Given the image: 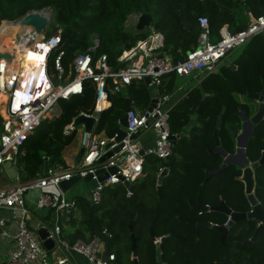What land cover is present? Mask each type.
Here are the masks:
<instances>
[{"label": "trees", "instance_id": "1", "mask_svg": "<svg viewBox=\"0 0 264 264\" xmlns=\"http://www.w3.org/2000/svg\"><path fill=\"white\" fill-rule=\"evenodd\" d=\"M43 6L52 8L54 22L62 27L61 42L47 62L51 74H54L52 58L58 50L64 51L63 64L67 69L69 60L76 53L88 50L94 34L99 37L95 55L105 53L109 61L114 62L122 44L128 47L147 35L135 25L127 24L128 17L134 13L149 12L151 27L164 34V50L174 59H182L198 44L200 16L207 17L209 38L215 41L223 24L236 32L248 25L249 13L258 15L264 12V0H0V21L17 18L29 9ZM237 48L238 52L229 63L222 64L220 69L201 79L171 109L170 131L179 136L173 142L168 157L169 172L163 178L159 193L157 174L166 158L148 154L143 172L133 181L134 189L130 194L124 183L117 182L104 187L99 203H91L85 195H69L75 204L66 215L60 216L63 238L69 242L78 238L90 240L99 225L101 237L109 240L107 252L114 254L113 259L105 264H136V260L139 264H158L154 243L149 237L151 220L156 216L155 234L172 232L162 244L164 253L167 250L170 255L166 258L163 254L168 264H222L224 259H236L238 264H264V240L257 248L242 241V237L250 235L252 221L240 232L231 233L224 244L215 232L210 231L194 239L192 227L186 220L179 232L174 231L175 220L185 218L192 210L190 204L198 197L211 203H217L222 197L235 210L249 208L242 183L231 174L238 172L235 165L228 164L204 179L207 169L217 168L224 161L221 154L210 153L216 145L213 130L218 115L222 117L218 128L220 145L232 152L234 135L230 124L236 129L241 126V119L235 111L243 106L246 93L260 88L259 77H264V31ZM175 77L174 73L165 76L161 89L170 90ZM83 84L82 94L61 99L65 101L61 104V111L44 118L24 140L15 162L19 182L43 174L44 156L50 165L65 163L62 153L65 141L61 140L64 136L69 139L71 133H63L64 125L81 111L93 110L94 86L89 78ZM125 96H129L132 105L140 109L151 100L146 85L141 80L133 81L127 88L110 95L112 103L100 113L97 130L105 127L107 135L117 130L116 120L123 113ZM201 102L202 109L198 112ZM108 118L111 121L106 124ZM2 127L0 115L1 130ZM217 182L219 189H216ZM259 196L264 204V191ZM215 219L221 221L223 218L218 214ZM106 224L107 233L102 231ZM129 224L137 236L136 259L130 256ZM178 235H182V239Z\"/></svg>", "mask_w": 264, "mask_h": 264}, {"label": "built area", "instance_id": "2", "mask_svg": "<svg viewBox=\"0 0 264 264\" xmlns=\"http://www.w3.org/2000/svg\"><path fill=\"white\" fill-rule=\"evenodd\" d=\"M28 11L53 19V10L49 6L32 8L25 13ZM140 13L131 15L134 24ZM19 17L2 19L0 29L5 22L12 24ZM198 21V44L188 50L182 59H174L164 50V34L155 29L134 44L125 46L115 61L110 62L105 53L95 55L99 37L94 34L88 50L76 53L69 60L67 69L63 64L64 51L58 50L52 58L54 74L48 71L47 62L61 42L60 25L55 23L50 32L47 25L42 33L33 25H25L14 32L13 36L11 28L1 35L3 42L0 44V52L9 51L11 56L9 60L0 56V93L5 95L0 100V115L3 119V127L0 130V169L4 168L6 160H10L15 167L24 140L44 118L61 111L59 105L56 106L61 99L82 94L85 79H91L95 95L93 110L80 112L94 116V121L89 130L83 129L80 139L83 151L78 158L67 163L49 164L47 172L25 182L0 184V208L8 210V214L0 215V264H63L69 263L72 252L83 254L91 264H105L102 252L106 240L101 237V233L95 234L90 240L78 238L73 242L61 236L60 213L62 210L69 212L75 200L69 197L67 190L63 191L59 184L74 175H91V178L97 179V170L101 168L107 175L102 180L97 179L95 188L88 190L91 193L89 201L99 203L106 185L123 183V180L133 184L143 172L146 155L168 158L174 142L170 136V111L190 88L173 99V93L184 88L173 86L166 90L167 92H159L164 84V77L174 73L179 76H194L199 82L215 72L232 49L244 44L256 33L264 31V12L258 15L249 13L248 25L236 32H232L227 24H223L219 29V38L215 41L209 38L207 17L200 16ZM7 44L10 47H7ZM28 51H35L43 56L22 65V56L17 59V53L24 56ZM147 76L149 81L145 82L144 78ZM56 78L60 80L58 85H54ZM139 80L152 90L150 103L140 109L132 105L130 99L131 108L127 111V123L121 125L124 135L104 149L106 143L114 139L116 131L107 135L104 134V129L97 130L100 113L111 105V94ZM27 90L29 96L22 98ZM75 117L64 125L65 135L75 131ZM82 125L84 127V124ZM148 129L152 130V143L144 146L141 136ZM117 145L120 147L114 150ZM108 149H113L112 153L100 160ZM111 167H115V170H111ZM161 169L162 167L159 171ZM126 188L130 194L132 190L127 186ZM30 190L37 191V207L47 208L52 215L51 225L49 221L43 225L47 228V237L54 241V250L62 251L61 256L55 255L53 248L47 249L37 229L29 224L31 213L25 204L24 194ZM102 231L107 233L108 230L105 228ZM113 257V253H108V259Z\"/></svg>", "mask_w": 264, "mask_h": 264}, {"label": "water", "instance_id": "3", "mask_svg": "<svg viewBox=\"0 0 264 264\" xmlns=\"http://www.w3.org/2000/svg\"><path fill=\"white\" fill-rule=\"evenodd\" d=\"M52 17H45L37 12L34 11H28L27 13L23 14L19 19L10 24V28L12 29L13 32L18 31L22 26L25 25H33L36 30L40 33L44 32L48 23L51 21ZM152 20V15L147 12H141L135 27L137 29H142L144 26H147L151 23ZM125 47V44L121 45V48L123 49ZM0 56H4L7 60L10 59L11 53L9 51L5 52H0ZM231 67H234L233 64L230 65ZM145 82L149 81V77L144 78ZM60 82L59 78H56L54 80V85H58ZM249 96L252 97H259L260 99L264 98V88L262 91L259 93H252L248 94ZM155 98L152 99L154 101ZM131 108V100L129 96H125L123 100V113L120 115V117L116 120L118 123L119 127L116 130V135L114 139H110L104 149L108 148L114 141H118L123 135H124V130L121 128V125H126L127 123V111ZM202 109V102L199 104L197 111L201 112ZM238 115H240L243 119L242 123V129L239 133L236 134V149L234 152H227L221 145H220V140L218 136V128L221 124V115H218L215 128L213 130V137L215 140V147L213 149H210L211 154H221L224 157L223 163L214 169H207L206 170V178L208 179L209 176L212 173H215L221 169H223L225 166L228 164L234 163L235 165L238 166L240 169V174L236 176V179L240 180L242 184L244 185V194L246 196L247 202L249 204V208L247 210H235L232 207H230L223 199H221L218 203V205H214L211 207V209L219 211L221 213H224L225 215L229 216V219L226 221V223H215V224H210L209 221L201 222L197 224V229L196 232L198 234L199 229L203 227H212L216 229L220 233V239L223 241L226 231L228 227L235 226V224H240L241 221L244 220L245 224H247L249 221H252V227H251V233L249 237H243L242 241L249 246L253 247H258L260 243L264 240V204L261 201V198L256 194L254 190V170L253 168L257 167V165L264 160V152L260 156V158L256 161L249 162V158L247 157L245 150H244V145L247 139V134H246V123L247 120L245 119V113L243 109H240L238 112ZM94 115H96V112H94ZM262 115V111L260 108L252 115V119L256 120L259 116ZM75 124H84V129L89 130L91 128V125L94 121V116H87L84 113L78 114L75 119ZM236 133V132H234ZM171 139L175 140L179 134L178 133H172ZM120 147V145L115 146L113 149L117 150ZM113 149H108L101 157L100 160H103L107 158L113 151ZM83 151V146L80 147L78 154L76 158H78ZM142 152V151H141ZM44 161H43V172H47L48 166H49V161L47 156H44ZM4 169L7 173V176L9 178H17V170L16 168L12 165V162L10 160H6L4 163ZM111 170H115V167H111ZM102 169L99 168L97 172H99L97 179L102 180L107 173L102 172ZM169 172V165H168V158L165 159V164L162 167V169L158 172L157 174V180H156V188L159 193L163 178L167 173ZM97 179L91 178V175H87L84 177H80L79 175H74L69 179H64L60 182L59 186L63 191H66L70 189L78 180H81L86 183L87 187L89 190H92L95 188L97 184ZM124 185H126L129 189L133 190L134 185L130 184L129 181L123 180ZM198 205H204L203 201L201 198H198ZM205 206V205H204ZM155 219L152 220V223L154 222ZM106 224V229H107ZM130 228V235H131V246H132V256L137 257V236L134 234L132 231V225L129 224ZM108 230V229H107ZM37 233L40 237V239L43 240L44 245L46 246L47 249H52L54 246V241L52 238L47 237L48 231L45 226H40L37 228ZM101 233V228L99 225H96V235H100ZM152 239H154V234L151 232ZM163 238V237H161ZM109 246V240H106L104 243V250L102 252V260L106 263L109 261L108 259V252L107 248ZM155 246H156V259L159 264H166L162 257H161V246H160V240L157 239L155 241ZM264 259V256L262 257ZM63 264H68V263H63ZM136 264H139L136 260ZM222 264H238L237 260H227L224 259L222 260Z\"/></svg>", "mask_w": 264, "mask_h": 264}, {"label": "flooded vegetation", "instance_id": "4", "mask_svg": "<svg viewBox=\"0 0 264 264\" xmlns=\"http://www.w3.org/2000/svg\"><path fill=\"white\" fill-rule=\"evenodd\" d=\"M259 81H260V88L254 90L252 92L246 93V98L244 100L243 106L235 111L237 113L240 109H243L244 113H245V119L248 122V123H246V129H245L246 134H247V139H246V142L244 145V150H245L247 157L249 158V162H253V161L258 160L260 158V156L262 155V153L264 152V98L260 99L259 97H252V96L247 95V94L258 93V92L260 93L262 91V89L264 88V77L260 76ZM259 108L262 111V115L259 116L258 118H256V120H253L252 115ZM242 123H243V119L241 117V126L239 129H236L233 124H230V129L232 130L233 135H234V151L236 149V134L241 131L242 126H243ZM234 132H236V133H234ZM234 151H232V152H234ZM232 164L235 165L234 163H231V165ZM234 167H235V169L238 170V172L237 173L231 172V174L236 179V176L238 174H240V169L238 168L237 165H235ZM253 170H254V190H255L256 194H258V196H259V193L264 191V160H263V162L259 163L257 165V167L253 168ZM236 180H238V179H236ZM238 181H240V180H238ZM242 187H243V191H244V185L243 184H242ZM216 189H219L218 182L216 184ZM198 198H197L196 202H193L190 204V207L192 208V210L185 216V218L175 220L176 225L174 226L175 227L174 231L179 232V230L182 228V226H184V224L182 222L184 220H186L189 223V225H191V227H192V234L194 236V239L197 240V239L201 238L202 233L210 231V233L215 232L218 240L224 244L231 233L240 232L242 229L245 228L246 224H245L244 220L241 221L240 224H235V226H232L230 228L228 227L227 231L225 232L226 235H225L223 241H221V239H220V233L212 227L200 228L199 232L197 234L196 229H197L198 223L209 221V223L212 225L215 223H226V221L229 219V216L225 215L224 213H221L219 211L211 209L212 206L218 205L219 201L221 199H223L222 197H220V199L217 203L205 202L201 199L205 206L204 205H198ZM218 214H221V217L223 218L221 221H218L215 219L218 216ZM188 215H190L191 217H188ZM153 219L156 220V216L153 217ZM152 220H151V225L149 227V237L152 240V242L154 243L155 259H156L155 241L157 239H159L160 240V246H161V257H162L163 261L166 264H168L169 262L165 258H163V254L165 255L166 258L169 257L170 255H169V252L167 250L164 253V249L162 248V244L164 241L165 242L167 241L166 239L171 236L172 232L171 231H165L162 234L156 235L154 232V229H153V224L155 223V220L153 223H152ZM151 232H153V234H154V239H152ZM161 237H163V238H161ZM178 238L182 239V235H178ZM242 239H243V237H242ZM136 243H137V241H136ZM137 255H138V249H137ZM130 256H131V258L135 259V257L132 256V249H131V255ZM156 261H157V259H156ZM157 263H158V261H157ZM196 264H200V262H196Z\"/></svg>", "mask_w": 264, "mask_h": 264}, {"label": "rangeland", "instance_id": "5", "mask_svg": "<svg viewBox=\"0 0 264 264\" xmlns=\"http://www.w3.org/2000/svg\"><path fill=\"white\" fill-rule=\"evenodd\" d=\"M127 24L128 25H130L131 27H134V19H133V17L130 15L129 17H128V19H127ZM54 26H55V22H54V18L52 19V21H50L49 22V24H48V32H50V31H52L53 30V28H54ZM142 30H144L145 31V33L148 35L149 33H151L153 30H155V29H153L152 27H151V25L149 24V25H147V26H144L143 28H142ZM238 49L239 48H234V49H232L231 50V52H230V58H232V57H234L235 56V54L238 52ZM222 65V64H221ZM221 65H219L218 66V68L220 69V66ZM188 80V81H187ZM175 87H178V86H183V90H181V91H176L175 93H173V95H172V98L173 99H176L177 97H179V95L184 91V90H187L190 86H191V84L190 83H188V82H191L190 80H189V78H188V76H179V75H176V77H175ZM125 90V89H124ZM159 92H167V91H165V90H162L161 88H160V91ZM148 93H149V95L151 96L152 95V90H150L149 88H148ZM248 95V94H247ZM63 102H65V101H59L57 104H56V106L58 107V105H59V107H60V109L62 108L61 107V104H63ZM149 104V103H148ZM148 104H146V106L148 105ZM146 106H144V107H146ZM240 117V116H239ZM240 119H241V117H240ZM111 121V118H108L107 120H106V124H109V122ZM169 123H170V121H169ZM118 125V124H117ZM118 127H119V125H118ZM104 129H105V127H103ZM83 129H84V127H83V125L82 124H76V128H75V131H72L71 132V136H69L68 138L69 139H67V136H64L63 138H62V142H64L65 141V143H64V145H63V150H62V153H64L65 154V157H66V159L67 160H69V161H72L73 159H74V156L75 155H72V151L73 150H76V154H77V152H78V150L80 149V147L82 146L81 145V141H80V139H81V134H82V132H83ZM1 130V129H0ZM231 132H232V130H231ZM104 134H106V132H104ZM103 134V135H104ZM232 134H233V132H232ZM152 136V130L151 129H148L147 131H145V133H143L142 134V136H141V139H142V141H145V140H148L150 137ZM73 158V159H72ZM2 175H4L3 174V172L1 171V169H0V177H2ZM41 175V174H40ZM205 178H206V175H205ZM204 178V179H205ZM15 179L16 178H7V180L5 181V183H7V184H9V183H13L14 181H15ZM79 185V186H78ZM69 191L67 192V194L68 195H74V196H76V195H78V194H80V195H85L89 200H91V193L88 191L89 189H88V187H87V185H86V183L85 182H83V181H81V180H78L77 182H76V184H74L70 189H68ZM30 191H32V190H30ZM29 191V192H30ZM80 191H82L83 193H80ZM158 193V192H157ZM24 200H25V204H26V206L28 207V209H29V211H30V213H31V218L29 219V224H30V226L32 227V228H34L35 226L34 225H32V218L34 217V215H36V217L37 216H40V215H42V214H44V215H47L48 216V218H49V224L51 225V221H52V218H51V216L52 215H49V214H47L48 213V209L47 208H39V207H37V196L36 197H34V199L32 200L31 199V197L29 196V193H25L24 194ZM5 209L4 208H0V211H4ZM73 212H74V215L75 216H77L78 215V213L76 212V210H75V208L73 209ZM77 213V214H76ZM1 215V214H0ZM62 217H63V215H62ZM86 264H90V263H86Z\"/></svg>", "mask_w": 264, "mask_h": 264}, {"label": "crops", "instance_id": "6", "mask_svg": "<svg viewBox=\"0 0 264 264\" xmlns=\"http://www.w3.org/2000/svg\"><path fill=\"white\" fill-rule=\"evenodd\" d=\"M230 60H231V58H230V53H229V55L224 59V61H223L224 63L223 64L229 63ZM188 78L191 81V82H188V83L191 84V86L189 88L193 87L194 85H196L198 83L196 77H194V76H188ZM174 85H175V83H174ZM143 143H144L143 145L145 146V145H148V144L152 143V140L149 138L148 140L143 141ZM71 153H72V155H75L74 156V159H76V156H77L78 152L76 154V150H73ZM63 157L65 159V163L71 162V161H69V160L66 159L64 153H63ZM1 171L3 172L4 175H2V177H0V184H5V181L9 177L7 176V173H6V171H5L4 168L1 169ZM18 182H19V180H18V178H16L13 183H9V184H15V183H18ZM68 191L69 190L66 191V194H67ZM27 193H29V196L31 197L32 200L34 199V197L37 196V191H34V190L33 191H30V192L28 191ZM80 193H83V192L80 191ZM67 213H68L67 211L62 210L61 213H60V216L66 215ZM0 214H2V215L3 214L4 215L5 214H8V210L5 209L4 211H0ZM49 215H51V214H49ZM48 220H49V218H48L47 215L42 214V215L37 216V217H36V215H34V217L32 218V225L35 226L34 229L35 228L37 229L40 226H44L43 224H48ZM54 249L55 248H53V251H54L55 255L61 256L63 254L62 251H59V250L57 251V250H54ZM262 255H264V254H262ZM87 262L88 261H87L86 257L83 254H81L79 252H72V254H70V260H69V263L68 264H86ZM263 262H264V259H263ZM88 263H90V262H88Z\"/></svg>", "mask_w": 264, "mask_h": 264}, {"label": "bare ground", "instance_id": "7", "mask_svg": "<svg viewBox=\"0 0 264 264\" xmlns=\"http://www.w3.org/2000/svg\"><path fill=\"white\" fill-rule=\"evenodd\" d=\"M6 22L3 24V27L0 29L1 33H0V44L2 45L3 39H2V34H6L7 30L10 29V24ZM14 32H11V36H13ZM7 47H10L9 44H7ZM22 56V57H21ZM41 56H43V54H38L35 51H28L24 56L21 54L17 53V59H19L20 57L22 58V65H24V63H28V61L33 60L35 58H40ZM5 97V95H3L2 93H0V100H2Z\"/></svg>", "mask_w": 264, "mask_h": 264}, {"label": "clouds", "instance_id": "8", "mask_svg": "<svg viewBox=\"0 0 264 264\" xmlns=\"http://www.w3.org/2000/svg\"><path fill=\"white\" fill-rule=\"evenodd\" d=\"M29 86H30V83H29ZM29 96V94H28V90L25 92V95L24 96H22V98H24V97H28Z\"/></svg>", "mask_w": 264, "mask_h": 264}]
</instances>
